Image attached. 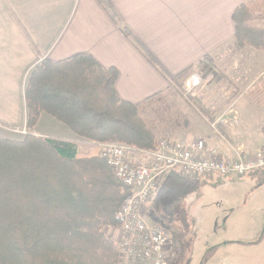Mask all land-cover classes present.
Here are the masks:
<instances>
[{"label":"crops","instance_id":"obj_1","mask_svg":"<svg viewBox=\"0 0 264 264\" xmlns=\"http://www.w3.org/2000/svg\"><path fill=\"white\" fill-rule=\"evenodd\" d=\"M107 1L141 49L122 34L97 0H0L1 137L24 139L17 138L11 129L28 130L25 91L30 74L43 60L59 62L90 54L104 67L118 69L117 93L133 104L168 92L174 85L172 77L206 58L203 68L210 65L213 71L230 72L241 64L254 66V53L258 51L236 47L233 20L236 9L251 0ZM196 80L193 77L192 81ZM211 84L202 87L203 94ZM259 84L262 86L256 88ZM239 90L237 84H231L219 99L220 113L215 116L213 112L211 117L217 127L204 129L202 136L207 154L235 160L264 150V82L252 81ZM32 133L38 137L80 140L69 127L46 113L40 115ZM206 177L220 180L227 207L234 214L245 215V219L241 220L240 236L233 226L212 232L220 247L209 250L211 246L206 245L201 260L212 264V254L230 245L261 246L264 224L257 223L252 228L247 222L252 215L264 219V170L241 179ZM224 221L228 223V219ZM208 229L204 227L206 233ZM174 234L170 247L175 262L179 236ZM223 243L227 244L222 246Z\"/></svg>","mask_w":264,"mask_h":264},{"label":"trees","instance_id":"obj_2","mask_svg":"<svg viewBox=\"0 0 264 264\" xmlns=\"http://www.w3.org/2000/svg\"><path fill=\"white\" fill-rule=\"evenodd\" d=\"M97 1L141 49L109 2ZM233 20L236 47L264 53V0L239 6ZM206 59L172 77V82L185 84L195 70L204 69ZM119 77L117 68L104 67L90 54L43 60L30 74L27 128L33 130L46 113L80 140L28 134L18 141L0 136V264L119 263V249L103 230L117 225L116 213L132 191L100 156L99 145L156 149V133L142 109L164 95L140 104L127 102L116 90ZM203 177L177 170L161 177L146 209L151 221L172 232L177 209L197 193Z\"/></svg>","mask_w":264,"mask_h":264},{"label":"rangeland","instance_id":"obj_3","mask_svg":"<svg viewBox=\"0 0 264 264\" xmlns=\"http://www.w3.org/2000/svg\"><path fill=\"white\" fill-rule=\"evenodd\" d=\"M254 54L256 57L252 61L253 67L241 64L236 67V70L232 71V68L230 72H227L223 69L213 71V67L208 65L206 69L195 70L183 85L175 81L172 89L164 93L160 100L144 105L143 117L154 129L157 143L165 138L203 140L204 129L210 130L217 127L213 124L211 117H214L213 112L216 113L215 116L220 113L219 99L222 98L225 88L231 84H237L240 91L239 88L246 87L252 81L264 82V53ZM193 77H197L198 80L195 81L196 85L193 88H189L187 84L191 79L193 80ZM178 82L182 83V80L179 79ZM210 82L213 84L209 85L208 90L203 94L202 87L206 88ZM260 86L262 84L256 88ZM11 131L17 135V138H25L28 134H33L32 130L20 127H13ZM99 153L102 157L101 145H99ZM212 179L203 177L197 193L176 211V223L170 232V238L172 240V233L175 232L174 237L179 236V244L175 262L171 258L169 246L170 264H205V261L201 260L203 248L206 245L211 246L209 250L220 247L217 244L218 240L211 235L215 230L218 232L220 228L227 230L233 226L236 228L237 235H241V220L245 219V215L234 214V210L231 211L227 207L223 195L225 192L218 183L220 180ZM160 184L161 180L157 181V187ZM224 219H228V223H225ZM257 223L263 225L264 219L262 220L259 215H252L247 226L250 225L253 228ZM204 227L209 228V233L204 231ZM110 232L115 234L111 230ZM103 233L112 240L108 233V226ZM171 240L170 244L173 241ZM210 262L212 264H264V242L259 247L255 245L247 247L246 244L222 247L212 254Z\"/></svg>","mask_w":264,"mask_h":264},{"label":"built area","instance_id":"obj_4","mask_svg":"<svg viewBox=\"0 0 264 264\" xmlns=\"http://www.w3.org/2000/svg\"><path fill=\"white\" fill-rule=\"evenodd\" d=\"M187 85L193 88L196 82L191 79ZM101 155L118 180L132 191L116 213L117 225L108 226L119 249V264H170V231L153 223L146 213L157 181L165 174L177 170L188 176L241 179L264 170V150L248 158L230 160L216 153L207 154L203 140L165 138L154 150L102 144Z\"/></svg>","mask_w":264,"mask_h":264}]
</instances>
